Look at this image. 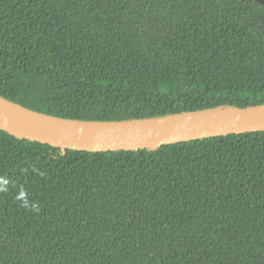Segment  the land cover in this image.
Returning <instances> with one entry per match:
<instances>
[{
    "label": "trees",
    "instance_id": "obj_1",
    "mask_svg": "<svg viewBox=\"0 0 264 264\" xmlns=\"http://www.w3.org/2000/svg\"><path fill=\"white\" fill-rule=\"evenodd\" d=\"M0 97L119 122L264 105V5L0 0ZM0 264H264V132L92 152L0 129Z\"/></svg>",
    "mask_w": 264,
    "mask_h": 264
},
{
    "label": "water",
    "instance_id": "obj_2",
    "mask_svg": "<svg viewBox=\"0 0 264 264\" xmlns=\"http://www.w3.org/2000/svg\"><path fill=\"white\" fill-rule=\"evenodd\" d=\"M245 1L264 5V0ZM0 129L63 151H135L180 141L264 132V105L217 108L134 121L88 122L49 116L0 97Z\"/></svg>",
    "mask_w": 264,
    "mask_h": 264
}]
</instances>
